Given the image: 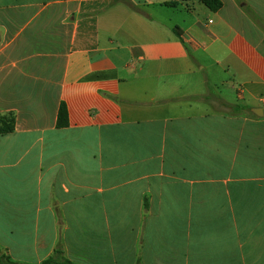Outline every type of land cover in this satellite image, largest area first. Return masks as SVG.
Returning a JSON list of instances; mask_svg holds the SVG:
<instances>
[{"label": "crops", "instance_id": "obj_1", "mask_svg": "<svg viewBox=\"0 0 264 264\" xmlns=\"http://www.w3.org/2000/svg\"><path fill=\"white\" fill-rule=\"evenodd\" d=\"M113 1L0 0V117L14 119L0 135V250L12 261L60 249L71 264H197L198 235L211 257L228 246L222 107L251 113L263 140L264 0L215 13ZM255 230L262 259L264 220Z\"/></svg>", "mask_w": 264, "mask_h": 264}, {"label": "rangeland", "instance_id": "obj_2", "mask_svg": "<svg viewBox=\"0 0 264 264\" xmlns=\"http://www.w3.org/2000/svg\"><path fill=\"white\" fill-rule=\"evenodd\" d=\"M223 105V104H222ZM239 105V104H238ZM213 107H220L214 100ZM223 121L220 137L227 146L229 163L227 165L229 188V211L227 225V244L225 253L219 258L211 257L203 245L204 235H198L197 264H264V258L255 257L253 253V235L257 234L256 226L264 220V193L260 182H264V138L256 137L260 128H254L253 115L231 117L234 112L228 111ZM246 112V110H245ZM256 132V134L254 133ZM216 152V149H214ZM214 185L220 177L219 164L214 163ZM255 174V175H254ZM239 191V192H237ZM261 193H260V192ZM239 198V199H238ZM256 231L255 233H253Z\"/></svg>", "mask_w": 264, "mask_h": 264}, {"label": "trees", "instance_id": "obj_3", "mask_svg": "<svg viewBox=\"0 0 264 264\" xmlns=\"http://www.w3.org/2000/svg\"><path fill=\"white\" fill-rule=\"evenodd\" d=\"M188 0H172L167 3L166 6L170 8H177L182 2ZM199 3L204 5L211 12H218L222 8V2L220 0H197ZM121 2L132 8L128 0H114L112 3ZM176 32V28L173 30ZM67 125V110L64 104H61L57 115V127L64 128ZM14 130V119L8 117H0V135H7L12 133ZM0 264H23L12 261L8 256L0 250ZM41 264H71L67 261L60 249H57L53 256L44 260Z\"/></svg>", "mask_w": 264, "mask_h": 264}, {"label": "water", "instance_id": "obj_4", "mask_svg": "<svg viewBox=\"0 0 264 264\" xmlns=\"http://www.w3.org/2000/svg\"><path fill=\"white\" fill-rule=\"evenodd\" d=\"M260 112L262 113V111H260ZM254 113H255L256 115H258V112L255 111Z\"/></svg>", "mask_w": 264, "mask_h": 264}]
</instances>
